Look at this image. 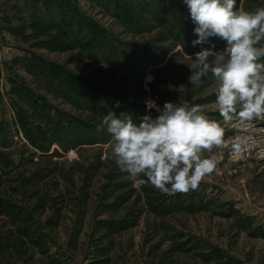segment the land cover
<instances>
[{"label":"rangeland","instance_id":"obj_1","mask_svg":"<svg viewBox=\"0 0 264 264\" xmlns=\"http://www.w3.org/2000/svg\"><path fill=\"white\" fill-rule=\"evenodd\" d=\"M46 1L0 0V264H264V120L223 125V147L205 153L217 170L171 196L133 183L110 158V135L97 132L110 112L138 124L147 100L199 104L223 124L211 73L198 87L188 81L201 49L187 5L173 0L190 37L166 29L170 11L131 31L92 0H69L109 33L120 48L112 54L72 44ZM237 5L255 12L264 0ZM212 45L220 52L226 42L210 38L200 48ZM39 59L87 81L91 92L59 95ZM237 135L250 137L240 153Z\"/></svg>","mask_w":264,"mask_h":264},{"label":"clouds","instance_id":"obj_2","mask_svg":"<svg viewBox=\"0 0 264 264\" xmlns=\"http://www.w3.org/2000/svg\"><path fill=\"white\" fill-rule=\"evenodd\" d=\"M195 25L193 46L210 38L226 42L194 54L188 81L200 86L211 73L215 105L223 124L210 119L202 105L166 101L161 108L147 100L149 114L134 123L130 114L105 115L97 132L111 137L110 158L136 184H151L166 195L196 190L205 176L217 170L215 156L224 145L225 127L234 118L238 126L264 120V7L255 12L238 7L237 0H182ZM153 79L149 77V80ZM119 107V102L116 104ZM155 109L157 116H152ZM250 137L237 135L233 150L240 153Z\"/></svg>","mask_w":264,"mask_h":264},{"label":"trees","instance_id":"obj_3","mask_svg":"<svg viewBox=\"0 0 264 264\" xmlns=\"http://www.w3.org/2000/svg\"><path fill=\"white\" fill-rule=\"evenodd\" d=\"M92 1L106 14L115 18L131 31L143 30L150 27L146 24L147 17L154 16L157 14L156 11L161 10L170 11L169 15H167L169 19L168 28L166 27L170 33L178 34L179 36L184 34L190 37L191 29H193L187 25L189 20L186 18V14L182 12L179 7L180 3L177 1L175 6L173 5V0ZM46 7L49 13L55 15V26L60 29L63 36L72 44L75 43L77 46H81L87 52L93 51L95 46H100L108 51L110 50L112 54L120 49L119 47H115L112 38L106 30L97 22L86 18L78 7H75L69 0H47ZM195 48V51L200 50V44L195 45ZM40 61L43 62L39 64V69L47 76L48 86L53 90L55 89L59 95L62 94L69 99L72 96L76 97L75 99H80L82 95H79L78 91L85 90L87 93L91 92V86L87 81L77 78L72 72L65 71L53 63L44 60ZM21 95L24 94L21 93ZM25 95L30 98L34 97ZM37 99L40 98L37 97ZM74 102H77V100ZM41 108L46 112L51 110L50 106L44 103Z\"/></svg>","mask_w":264,"mask_h":264}]
</instances>
